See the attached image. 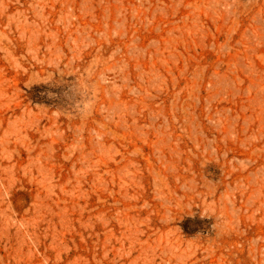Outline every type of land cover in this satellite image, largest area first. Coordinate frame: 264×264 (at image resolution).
Segmentation results:
<instances>
[{
	"label": "rangeland",
	"instance_id": "374dc122",
	"mask_svg": "<svg viewBox=\"0 0 264 264\" xmlns=\"http://www.w3.org/2000/svg\"><path fill=\"white\" fill-rule=\"evenodd\" d=\"M0 264H264V0H0Z\"/></svg>",
	"mask_w": 264,
	"mask_h": 264
}]
</instances>
